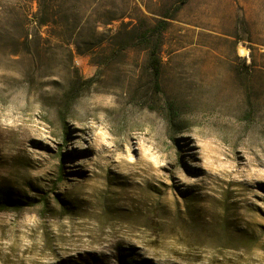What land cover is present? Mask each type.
<instances>
[{"label":"rangeland","instance_id":"374dc122","mask_svg":"<svg viewBox=\"0 0 264 264\" xmlns=\"http://www.w3.org/2000/svg\"><path fill=\"white\" fill-rule=\"evenodd\" d=\"M0 264H264V0H0Z\"/></svg>","mask_w":264,"mask_h":264},{"label":"trees","instance_id":"16d2710c","mask_svg":"<svg viewBox=\"0 0 264 264\" xmlns=\"http://www.w3.org/2000/svg\"><path fill=\"white\" fill-rule=\"evenodd\" d=\"M189 1L190 0H180V6L187 4ZM163 29H165V28L163 27ZM159 30H160V28H155V30H154V32L158 31V36L161 35V32H159ZM159 45H160V42H159V44L157 43L156 45H154V49L152 51L153 58H154V60H156L154 63V67H155V72L157 75L160 73V64L156 58L158 55ZM12 202H14L13 199H12ZM3 203L4 204H10L11 202L9 200H7V198H6V199H4ZM11 204H13V203H11Z\"/></svg>","mask_w":264,"mask_h":264}]
</instances>
